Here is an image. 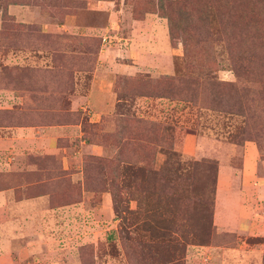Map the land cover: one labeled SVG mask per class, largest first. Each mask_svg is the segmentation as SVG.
<instances>
[{"label": "rangeland", "instance_id": "obj_1", "mask_svg": "<svg viewBox=\"0 0 264 264\" xmlns=\"http://www.w3.org/2000/svg\"><path fill=\"white\" fill-rule=\"evenodd\" d=\"M0 130V264H264V0H0Z\"/></svg>", "mask_w": 264, "mask_h": 264}, {"label": "trees", "instance_id": "obj_2", "mask_svg": "<svg viewBox=\"0 0 264 264\" xmlns=\"http://www.w3.org/2000/svg\"><path fill=\"white\" fill-rule=\"evenodd\" d=\"M218 3H222L221 1H219ZM208 17V14H207V12L206 13H203L202 14V16H201V18H200V20H204L205 18H207ZM181 20H184V13H182L181 14ZM171 25H173V26H176L177 27V25L176 24H171ZM172 28V27H171Z\"/></svg>", "mask_w": 264, "mask_h": 264}, {"label": "crops", "instance_id": "obj_3", "mask_svg": "<svg viewBox=\"0 0 264 264\" xmlns=\"http://www.w3.org/2000/svg\"><path fill=\"white\" fill-rule=\"evenodd\" d=\"M2 130H0V132H1ZM22 134H23V132H22ZM1 141H4V137L2 136V134L0 133V142ZM1 154H3V152H2V150H0V155Z\"/></svg>", "mask_w": 264, "mask_h": 264}]
</instances>
